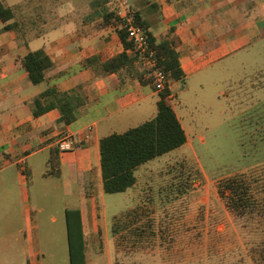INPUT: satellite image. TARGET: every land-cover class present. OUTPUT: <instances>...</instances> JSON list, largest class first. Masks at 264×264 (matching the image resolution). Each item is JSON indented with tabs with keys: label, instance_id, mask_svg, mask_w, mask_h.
<instances>
[{
	"label": "crops",
	"instance_id": "crops-1",
	"mask_svg": "<svg viewBox=\"0 0 264 264\" xmlns=\"http://www.w3.org/2000/svg\"><path fill=\"white\" fill-rule=\"evenodd\" d=\"M0 2L13 10L14 17L8 23L19 24L17 31L6 30L8 23L0 20V264H59L53 256L62 255L70 264L66 212L74 210L80 213L84 264H116L119 245L112 224L133 207L108 215L107 201L112 200V194L103 191L99 141L153 118L159 93L124 70L102 72L103 62L128 53L117 33L118 22L104 23L103 16L112 5L118 4L120 12L126 4L139 14L157 41L166 37L177 41L175 50L183 77L168 81V103L185 132L184 147L191 145L190 124L185 114L177 113L175 99L190 82L203 86L225 81L230 58H242L264 41V0ZM37 50L46 53L52 66L44 81L34 85L22 60ZM48 88L59 92L78 89L83 95L85 103L74 122L59 123L57 109L39 117L32 114V99ZM66 134L72 136L73 149L58 151L59 176H47L50 150L58 149V141ZM178 149L165 155L171 156ZM33 178L50 187L44 196L54 190L63 202L61 220L54 215L48 220L51 253L44 249L37 218L44 207L30 203ZM59 222L62 234L58 237L52 229Z\"/></svg>",
	"mask_w": 264,
	"mask_h": 264
},
{
	"label": "rangeland",
	"instance_id": "rangeland-1",
	"mask_svg": "<svg viewBox=\"0 0 264 264\" xmlns=\"http://www.w3.org/2000/svg\"><path fill=\"white\" fill-rule=\"evenodd\" d=\"M241 56L230 58L225 81L190 82L175 99L191 145L142 165L131 191L109 197V216L129 205L137 213L117 234L116 264H264V219L237 217L218 189L222 179L243 175L264 206V41ZM47 188L33 178L30 203L44 207L37 218L51 253L48 220H61L63 202L54 190L44 196ZM61 228L52 229L58 237ZM53 260L67 264L64 255Z\"/></svg>",
	"mask_w": 264,
	"mask_h": 264
},
{
	"label": "trees",
	"instance_id": "trees-1",
	"mask_svg": "<svg viewBox=\"0 0 264 264\" xmlns=\"http://www.w3.org/2000/svg\"><path fill=\"white\" fill-rule=\"evenodd\" d=\"M135 15L136 23L146 30L148 25L141 20L138 13ZM13 17V10L0 2V20L8 23ZM103 19L104 23L110 21L117 23V8L112 7L103 16ZM4 28L17 31L19 24L11 22ZM117 33L124 48L126 50L131 48L127 33L122 29H118ZM147 36L149 48L155 52L157 64L168 76V81L181 80L183 72L180 68L178 52L175 50L177 45L175 38L166 37L157 41L151 34L147 33ZM136 61V54L123 52L106 60L100 67L104 73H118L124 70L128 76L138 79L142 84L153 85L152 80L146 77L148 70L137 65ZM22 63L29 81L34 85L44 81L45 72L52 66L51 59L43 50L27 53ZM169 95L168 83H166L163 91L159 92V99L156 103L157 110L153 118L122 133H113L100 139V170L104 193L116 194L127 191L136 184V171L139 167L182 147L186 143L185 132L168 103ZM84 103L83 95L78 89L59 92L55 88H48L32 99L31 107L35 117H39L51 109H57L60 113L58 122L67 125L76 120L77 111ZM58 151L57 148L50 150L47 176H59ZM218 189L219 193L227 198L231 211L237 217L252 220L264 219V206H261L263 200L257 199L250 183L243 175L237 174L222 179L218 184ZM136 216L137 213L134 211L114 218L112 233L117 235L123 229L133 226ZM66 226L69 262L70 264H84V240L79 211L66 212ZM133 229L134 232L139 229L142 231L140 226ZM258 249L256 246L251 247V253L257 252ZM262 249L264 248H260L261 253L264 251Z\"/></svg>",
	"mask_w": 264,
	"mask_h": 264
},
{
	"label": "built area",
	"instance_id": "built-area-1",
	"mask_svg": "<svg viewBox=\"0 0 264 264\" xmlns=\"http://www.w3.org/2000/svg\"><path fill=\"white\" fill-rule=\"evenodd\" d=\"M118 28L127 33L131 42V48L128 49V52L136 54V64L148 70L146 77L152 80L155 90L158 93L163 91L165 84L168 83V76L158 66L155 52L149 48L147 30L136 23L135 12L128 9L126 4H123L121 11L118 12ZM73 145L70 134L63 135L57 144L60 152L72 150Z\"/></svg>",
	"mask_w": 264,
	"mask_h": 264
}]
</instances>
